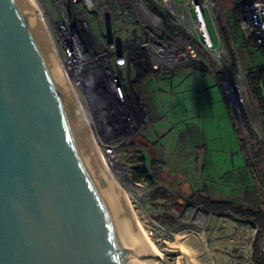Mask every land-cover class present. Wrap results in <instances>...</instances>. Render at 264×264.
Segmentation results:
<instances>
[{
    "label": "water",
    "instance_id": "95a60500",
    "mask_svg": "<svg viewBox=\"0 0 264 264\" xmlns=\"http://www.w3.org/2000/svg\"><path fill=\"white\" fill-rule=\"evenodd\" d=\"M36 7L0 0V264H153Z\"/></svg>",
    "mask_w": 264,
    "mask_h": 264
},
{
    "label": "rangeland",
    "instance_id": "374dc122",
    "mask_svg": "<svg viewBox=\"0 0 264 264\" xmlns=\"http://www.w3.org/2000/svg\"><path fill=\"white\" fill-rule=\"evenodd\" d=\"M34 2L39 3L38 0ZM232 2L233 0H218L216 3L218 14L222 16L225 14L226 17L225 11L231 7ZM45 5L46 10L42 7L39 10L46 20V13L54 15L55 11L50 1L46 0ZM205 17L212 39L216 43L217 36L207 13ZM167 20L171 22L169 18ZM171 24L186 34L195 52L196 48L198 52H203L191 41L187 33L188 27L173 22ZM50 25L54 29L53 23ZM92 26L97 33H101V27L96 22H93ZM154 27L160 28V26ZM45 29L53 54L66 78L46 26ZM168 30L162 33L166 36L164 40L175 44L178 48L181 47L177 44L174 35L182 36V34ZM218 31L225 48L224 56L219 58L220 64L223 65L226 61V54L231 58L230 48L233 50L234 62H238L243 69L247 65L262 61V57L258 54L249 57L245 50L238 51L237 44H234L232 40L229 48L219 26ZM162 34H160L161 37ZM181 49L182 47L179 50ZM138 52L143 53L140 50ZM132 53L134 54L133 51ZM145 54L150 55V51ZM205 56L207 57L203 58L201 55L199 60L182 58L177 63H170V67L163 64L156 68L153 67L156 70L170 71L172 74L161 77V79L150 78L141 83L143 85L140 90L145 96L144 103L148 111V118L146 117L145 121L138 117L136 119L131 110L128 94L131 92L132 83L130 84L129 80L131 72L128 64L122 69L126 93L122 111L115 112L117 108L110 106L112 100L106 96L104 86L107 82L102 76L96 80L99 84L103 83L102 89L100 85L95 89L93 84H87L83 89L73 82L72 85L66 78L71 90H75L83 102L95 136L93 140L96 148L102 161L110 163V168H106L121 190L138 231L140 234L142 232L144 238H148L160 251L162 258L160 264H248L255 231L247 221H239L230 214H206L198 204L192 202L185 204L183 195L184 193L187 195V192L178 188L185 178L192 179L190 182L194 185L198 183L199 187H210L215 193L219 190L223 192L230 190L227 192L230 198L226 199L235 200L230 194L237 195L241 192L242 194L249 192L246 200L244 196L240 198L247 204H254L264 199L254 193L253 187L255 186L252 185L251 175L245 168L240 142L241 138L246 139L247 142L250 141L248 130L254 132L259 138H264V124L256 102L246 86L245 106L240 108L242 118L231 110L230 106L225 103L222 90L215 84L212 74L192 66L201 61L220 70V66L212 57L208 54ZM141 58L143 57L135 56V59ZM88 62V68L94 66L93 60ZM163 63L169 65L166 61ZM92 70L90 69L89 72ZM142 131H145L149 139L142 135ZM109 149L111 152L108 154ZM134 150L146 155L148 160H155V155V158L161 161L159 163L149 162V167L151 165L156 172H161L158 180H166L167 184L164 185H167L166 187L173 193L167 212L174 217L175 222L171 223L168 219L163 222L157 221L156 217H153L157 210L145 206L148 187L141 181L132 180L128 173L133 166H141L135 157L132 158ZM108 158L111 160H107ZM187 158L195 161L193 166L198 167L197 170L193 166L190 167V161ZM111 162H113L112 166ZM256 173L259 174L260 169ZM250 187L252 189H249ZM192 188L195 190L198 187ZM166 235L168 237H165ZM166 241L175 242L176 246L170 247ZM261 246L262 242L260 250Z\"/></svg>",
    "mask_w": 264,
    "mask_h": 264
},
{
    "label": "built area",
    "instance_id": "2783aa9c",
    "mask_svg": "<svg viewBox=\"0 0 264 264\" xmlns=\"http://www.w3.org/2000/svg\"><path fill=\"white\" fill-rule=\"evenodd\" d=\"M45 1L38 0L37 8L46 10ZM48 1L55 13H46L47 21L43 14L41 17L66 78L71 84H78L83 89L87 84H93L95 89L100 85L102 89L103 83L96 82L102 76L107 82L104 86L106 96L112 100L110 106L117 108L115 112L123 108L126 93L122 69L126 64L129 65L131 57H149L154 68L160 64L170 67V63H177L182 58L200 59V52L196 46L197 53L191 47L186 34L174 35L181 50V47L164 40L166 37L162 33L168 30L165 22H169V18L174 24L188 27L191 41L220 66L227 104L242 118L240 108L245 106L246 72L226 52V61L220 64L219 58L224 56L225 48L218 31V18L222 17L217 12L218 0ZM206 13L217 36L216 43L209 30ZM236 20L246 39L253 38L257 44L264 41V0L244 1L238 8ZM93 22L101 27V33L93 29ZM50 23H53L54 29ZM154 26H160L159 30ZM147 51H150V55L145 54ZM89 60H93V67H87ZM165 61L169 65L164 64ZM90 69L93 70L89 72ZM110 152V149L107 150L108 154ZM261 247L264 255V239Z\"/></svg>",
    "mask_w": 264,
    "mask_h": 264
},
{
    "label": "trees",
    "instance_id": "16d2710c",
    "mask_svg": "<svg viewBox=\"0 0 264 264\" xmlns=\"http://www.w3.org/2000/svg\"><path fill=\"white\" fill-rule=\"evenodd\" d=\"M244 1L248 0H233L231 7L225 11L226 17L224 14V16H220L218 18V26L221 34L223 35L224 41L229 48L230 41L232 40V42H235L234 44H237L236 46L238 47V51L240 49L243 51L245 50L249 57L256 54L262 57V61L244 67L246 72L244 80L247 84L251 97L256 102L259 115L261 116L264 124V96L260 85V80L264 75V41L261 44H257L253 38L246 39L242 35V32L237 24L236 14L239 6ZM165 25L172 32H179V34L183 33L182 31L174 28L173 24L168 21L165 22ZM200 54L203 58L207 57L203 52H200ZM230 54L232 60L234 61L233 50H231V48ZM129 62V71L131 72V78L129 80L132 85L130 88L131 92L128 94V97L131 109L134 112V117H136V119L138 117L140 120L145 121L146 117L148 118V111L144 103L145 96L140 90L143 85L141 83L150 78L158 77L161 79V77L163 78L172 73L170 71L154 69L148 57H143L141 59L131 57ZM192 66H195L203 72L212 74L215 84L221 88L224 101L227 104L226 96L221 84L223 80L222 72L218 68L208 66L201 61L194 63ZM248 134L250 138L249 142H247L246 139H240L245 168L251 175L253 182L252 185L255 186V188L253 187V189H255L254 193H256L257 196L259 195L260 197H264V138H259L251 130H248ZM142 135L149 139L145 131L142 132ZM153 143L154 141L152 144ZM133 157H135V160H137L141 166H133L128 173L132 180L137 182L141 181L148 187V192L145 197V206H150L152 209L157 210V213L153 215V217H156L157 221L163 222L168 219L171 223L175 222L174 217L167 212V208L172 201L173 193L168 187L159 185L158 175H160V172H156L154 167L151 165L149 167V162L151 163L155 160H148L149 158L146 155L139 154L136 150H134L132 158ZM258 169H260L259 174L256 173ZM249 189L252 188L250 187ZM203 192V190H199L194 194L189 195L187 197L188 201L191 200V202L198 204L206 214H230L239 221H247V223L255 231L247 263L264 264V255L260 250V244L264 235V199H260L254 204H247L246 201H241V199H215L208 192ZM248 193L249 192H244V194H242L241 192V198L244 195L246 200V198H248ZM249 205H251V207H247ZM165 237L168 236L166 235Z\"/></svg>",
    "mask_w": 264,
    "mask_h": 264
},
{
    "label": "crops",
    "instance_id": "0c3cea01",
    "mask_svg": "<svg viewBox=\"0 0 264 264\" xmlns=\"http://www.w3.org/2000/svg\"><path fill=\"white\" fill-rule=\"evenodd\" d=\"M178 69V68H177ZM176 71V70H175ZM223 88V87H222ZM224 91V90H223ZM148 124V123H147ZM143 132V131H142ZM141 132V133H142ZM241 153H242V151H241ZM188 155V154H187ZM191 155L192 156H194V154L193 153H191ZM242 155H243V153H242ZM154 159H155V162L154 163H159V162H161V161H159V159H157V158H155V155H154ZM195 159V158H194ZM187 160L188 161H190V163H189V165H190V167L192 168V166L194 165V163H195V161H192V160H189V158H187ZM198 161H199V159H197ZM198 161H197V163H198ZM196 170L198 169V167H195V166H193ZM160 172V171H159ZM161 173V172H160ZM227 176V175H226ZM190 180H192V179H188V177L187 178H185L184 180H183V182L182 183H180L179 184V187L178 188H182L185 192H187V195H186V193H184L185 195H183V199H184V202H185V204H186V202L188 201L187 200V197L189 196V195H191V194H193L194 193V191H199V190H203L204 192L203 193H206V192H208L209 194H211L212 195V197H214L215 199H225V198H230V196L229 195H227V192H229V191H227V192H223V191H221V190H219V191H217L216 193H215V191L214 190H212L210 187H208V188H204V187H199L200 185H198V183H196V185H194V183H192V182H190ZM162 181H163V184H162ZM164 184H167V181L166 180H164V179H162V180H160L159 181V185H162V186H167V185H164ZM192 187H198L197 189H195V190H193V188ZM206 187V186H205ZM210 188V189H209ZM187 189H189V191L187 190ZM222 192H223V194H222ZM226 193V194H225ZM243 193V192H242ZM183 194V193H182ZM225 194V195H224ZM241 193H239V194H234V193H231L230 195H232L233 196V198H235V199H240L241 198V195H240ZM219 195V196H218ZM244 196V195H243ZM185 204H184V206H185Z\"/></svg>",
    "mask_w": 264,
    "mask_h": 264
},
{
    "label": "bare ground",
    "instance_id": "6f19581e",
    "mask_svg": "<svg viewBox=\"0 0 264 264\" xmlns=\"http://www.w3.org/2000/svg\"><path fill=\"white\" fill-rule=\"evenodd\" d=\"M31 1V0H30ZM91 91V90H90ZM73 93H74V95H75V97H76V99H77V102H78V104L81 106V108H82V113H83V115H84V117H85V120H86V122H87V124H88V126H89V129H90V131H91V134H92V137L93 138H95V136H94V133H93V130H92V126L90 125V122H89V120H88V116H87V114H86V111H85V108L83 107L84 105H83V102H82V100H81V98L79 97V95L77 94V92L74 90L73 91ZM103 157V156H102ZM103 160L104 161H106V159L103 157ZM107 160H111L110 158H108ZM107 162V161H106ZM106 162H104L106 165V167L107 168H110V163L108 162V163H106ZM112 164H113V162H111V166H112ZM141 237L145 240V242L150 246V248L153 250V252L155 253V255H156V258L154 259V263L153 264H160L161 263V253H160V251L148 240V238H144V236L142 235V232H141ZM166 244L168 245V246H170V247H175L176 246V243L175 242H172V241H166Z\"/></svg>",
    "mask_w": 264,
    "mask_h": 264
},
{
    "label": "flooded vegetation",
    "instance_id": "af4514ba",
    "mask_svg": "<svg viewBox=\"0 0 264 264\" xmlns=\"http://www.w3.org/2000/svg\"><path fill=\"white\" fill-rule=\"evenodd\" d=\"M187 202H191V201H187ZM192 203H194V202H192ZM196 204V203H195Z\"/></svg>",
    "mask_w": 264,
    "mask_h": 264
}]
</instances>
